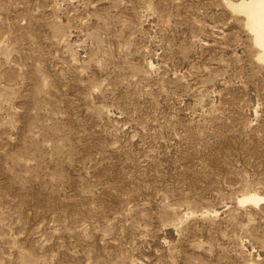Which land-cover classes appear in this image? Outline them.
<instances>
[{"label": "rangeland", "instance_id": "rangeland-1", "mask_svg": "<svg viewBox=\"0 0 264 264\" xmlns=\"http://www.w3.org/2000/svg\"><path fill=\"white\" fill-rule=\"evenodd\" d=\"M243 1L0 0V264H264Z\"/></svg>", "mask_w": 264, "mask_h": 264}, {"label": "bare ground", "instance_id": "bare-ground-1", "mask_svg": "<svg viewBox=\"0 0 264 264\" xmlns=\"http://www.w3.org/2000/svg\"><path fill=\"white\" fill-rule=\"evenodd\" d=\"M237 7V11L244 14L248 20L250 31L259 51V58L264 62V0L243 1ZM253 199L259 202L264 200V196L261 195Z\"/></svg>", "mask_w": 264, "mask_h": 264}]
</instances>
